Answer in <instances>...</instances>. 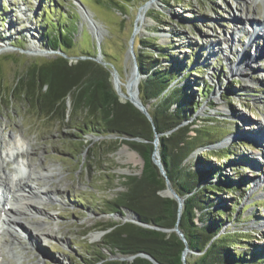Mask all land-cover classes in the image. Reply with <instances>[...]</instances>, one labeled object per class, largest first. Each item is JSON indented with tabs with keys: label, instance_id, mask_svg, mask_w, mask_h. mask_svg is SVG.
<instances>
[{
	"label": "rangeland",
	"instance_id": "374dc122",
	"mask_svg": "<svg viewBox=\"0 0 264 264\" xmlns=\"http://www.w3.org/2000/svg\"><path fill=\"white\" fill-rule=\"evenodd\" d=\"M58 1L0 0V147L5 150L12 143H25L22 156L30 170L23 173L22 182L48 190L50 197L41 201L43 213H29L23 221L34 234L41 229H53V234L43 238L12 228L8 242L0 246L1 264H80L74 258L94 252L93 245L105 233L100 228L112 220L128 218L123 212H104L103 203L124 191V176L139 175L143 164L141 156L126 144L111 151L104 138L115 139V135L103 138L89 133L83 136L85 144L81 145L80 139L73 136L77 133L71 122L77 118L75 112L67 122L60 123L54 117L45 118L35 109L36 102L27 104L17 92L12 93L17 75L27 65L59 53L44 47L40 30L43 25L38 17L42 16L43 8L47 13L53 9L49 15L54 22L65 20H59L58 13L74 21L75 44L69 51L71 54H82L87 49L94 52L96 48L95 59L103 61L100 49L107 52L113 84L117 76L120 90L125 93L133 72L134 47L139 46L138 39L143 36L158 37V42L168 43V51L177 60L185 56L179 63L183 67L192 55V63L183 74H187V82L192 84L189 92H193L198 107L187 122H195L196 127L208 123L218 136L225 132L221 140L197 148L194 155L210 149L217 155L210 157L213 163H233V167H238L245 184L237 191L240 195L237 212L227 226H231V231H249V250L264 249V138L258 135L264 131V33L256 35L258 29L253 31L261 23L264 26V0H170L165 7L155 0L146 8L142 5L149 0L123 5L111 0H82L84 4L64 0L63 6ZM149 9H162L165 17L153 20L147 16ZM138 12L143 20L138 18L134 31ZM246 15L259 26L246 22ZM92 22L98 26L97 35ZM251 38L254 42L248 45L246 42ZM250 55L254 62L249 60ZM241 61H249V65L238 71L233 65ZM196 65L203 67L200 74L193 70ZM194 78L209 89L206 96L197 93ZM28 97L31 99V94ZM211 118L223 129L211 123ZM228 150L237 154L229 162L219 160L218 155L223 156ZM9 158L2 155L7 174L13 172L19 159L18 154ZM191 163L196 168L202 167ZM235 171H229L226 165L225 172L236 174ZM243 207L246 208L241 212Z\"/></svg>",
	"mask_w": 264,
	"mask_h": 264
},
{
	"label": "trees",
	"instance_id": "16d2710c",
	"mask_svg": "<svg viewBox=\"0 0 264 264\" xmlns=\"http://www.w3.org/2000/svg\"><path fill=\"white\" fill-rule=\"evenodd\" d=\"M111 1L123 5L135 0ZM159 1L165 7L170 0ZM63 2L59 0L58 5L63 6ZM52 11L49 9L47 13L43 8L42 16L39 15L41 12L37 16L43 25L40 30H43L45 49L59 53L27 65L17 75L11 91L17 92L27 104L28 101L36 102L35 109L45 118L54 117L60 123L67 122L75 112L77 118L71 122L77 133L73 136L80 139L81 145L85 144L83 136L89 133L103 138L115 135V139L104 138L111 151L126 144L141 156L140 174L124 176L125 190L113 200H106L103 211L124 213L123 208H126L135 212L140 221L165 228H172L177 223L191 250L186 255L187 264H263L264 249L248 248L251 245L249 231H231V226H227L234 220L233 213L237 210L240 196L237 191L245 184L238 167H233V163H213L210 157L217 155L210 149L194 155L197 148L221 140L225 132L218 136L208 123L196 127L193 126L195 122H187L198 107L193 92H189L192 84L187 82V74H183L192 63V55L183 67L179 63L185 56L175 59L173 52L168 51V43H160L154 36L138 39L139 46L134 47V52L142 75L139 98L146 106L152 124L129 100L118 95L108 65L111 61L106 60L108 55L103 48L100 50L107 64L95 59L96 48L94 52L87 49L82 54L69 52L75 44L74 21L58 13L59 20H65L54 22L49 15ZM148 12L147 16L156 21L165 17L162 9H149ZM10 45L20 47L13 42ZM193 70L200 74L203 67L196 65ZM196 79L193 82L195 90L206 96L209 89ZM29 94L31 99L28 100ZM68 109L69 113H66ZM211 123L219 130L223 129L215 118H211ZM154 130L159 134L158 148L165 172L172 187L183 198L179 217L177 201L158 193L165 184L151 160ZM236 154L228 150L218 157L229 162ZM191 162L202 167L196 168ZM226 165L229 171L236 170V174L225 172ZM224 194L230 196L224 197ZM100 229L105 233L92 246L94 252L87 253V257H75V261L80 264H154L139 255L145 252L160 264H182L184 242L175 231H161L128 220H112ZM131 255H135L134 258H124Z\"/></svg>",
	"mask_w": 264,
	"mask_h": 264
},
{
	"label": "bare ground",
	"instance_id": "6f19581e",
	"mask_svg": "<svg viewBox=\"0 0 264 264\" xmlns=\"http://www.w3.org/2000/svg\"><path fill=\"white\" fill-rule=\"evenodd\" d=\"M140 20H143L142 16L139 17V21ZM245 21L250 23L251 26L253 25L259 26L258 23L255 22L253 18H251V16L249 15H246ZM92 25H93L92 29L97 35L98 26H96V24L93 22H92ZM263 27L264 26L261 23L260 28L259 27L258 28L255 27V29L253 28L254 33L258 29V32H256V35H261V33L263 34L264 33ZM252 40L254 42V39L252 38L249 39V42L250 41L252 42ZM262 46L264 48V44ZM256 53H257V49H256ZM245 55L246 54L244 53V56ZM249 60H251V62H254V58H252V55L249 56ZM248 62L241 61L240 63H235L233 67L239 71L242 69V66L249 65ZM134 77H135V73H133V75L130 77L129 83H128V85H130L131 87V91H133L134 86H135ZM118 80L119 79L117 78V84L119 85ZM258 129H256L255 132H257ZM258 135H261V137L264 138V131L263 132L261 131ZM251 139L261 140V138H258V137L257 138L251 137ZM24 144L25 143L23 141H20L17 143L15 142V143H12V145H8L5 150H3L0 147V202L3 200L0 205V217L1 215H3V221L1 222L0 220V222L3 223V225H6L7 227L0 232V246L3 245L5 242H8L7 241L8 237L12 235V230H11L12 228H20L28 232L29 236L33 235L34 234L33 231H30L24 224L23 218L24 216L29 215V213H31L32 215L36 213H39V214L43 213L42 208L40 207L41 201L45 199L46 197L47 198L50 197L48 190L46 189L40 190V189L35 188L34 186L28 185L27 183H23L22 177L18 178L14 183H12L15 176H18L20 173L27 174L28 170H30L29 169L30 165L28 161L22 156L23 155L22 146ZM3 154L11 158L18 154V157L21 158L20 163L23 166H20V167L17 166L15 167L16 170L14 168V172L12 174H7L5 172V169L3 168V164H4V160H2ZM24 169H26L27 171L24 172ZM50 234H53V229L51 228L45 231L42 229L38 230L35 232L34 236L35 235L38 237L43 236V238H45V236L50 235ZM2 262H3V259L0 253V264Z\"/></svg>",
	"mask_w": 264,
	"mask_h": 264
},
{
	"label": "water",
	"instance_id": "95a60500",
	"mask_svg": "<svg viewBox=\"0 0 264 264\" xmlns=\"http://www.w3.org/2000/svg\"><path fill=\"white\" fill-rule=\"evenodd\" d=\"M155 0H149L147 1L144 5H142L143 8H146L149 6V4H151V2H154ZM139 12L138 14L136 15V18H135V22H134V31H136V29L138 28V25H137V21H138V18H139ZM133 36L131 37V41H130V48H131V52L133 53ZM97 61L99 62H102L105 64V62L103 61H100L99 59H97ZM133 72H132V75L133 73H135V77H134V89L133 91H131V87L130 85H128V83L126 84V93L125 92H122L120 90V87L119 85L117 84V76H115V89L118 93V95L120 97H124L125 99L129 100L136 108H138L146 117L147 119L153 124L152 122V119H151V116L149 114V112L147 111V108L146 106L142 103L141 99L139 98V88H138V84H139V81H140V78L142 77V75L140 74L139 70H138V65H137V62H136V58H135V55L133 53ZM152 143H153V150H152V153H151V160L152 162L157 166L158 170H159V173L162 175V177L164 178V188L160 189L158 191L159 195H161L162 197H169V198H173L177 201V215L178 217L180 216L181 214V211H182V207H183V198L181 196H179L177 194V192L175 191V189L172 187L171 183H170V180L165 172V168L163 166V163L161 161V158H160V153H159V148H158V145H159V134L157 133V131L154 130V134H153V140H152ZM143 161V159H142ZM143 166V164H142ZM123 211H124V214H126L128 216L127 219L125 220H128V221H132V222H135L137 224H141L143 226H148V227H151V228H156L158 230H161V231H175L177 233V235L181 238V240L184 242V248H183V251H182V255H181V261H182V264H187V261H186V255L191 252L187 242H186V239L184 237V234L182 232V230L179 228L178 224L176 223L174 225V227L172 228H165V227H161V226H153V225H149V224H146L142 221H140V219L138 218L137 214L135 212H132L126 208H123ZM139 255L143 256V257H146L148 258L149 260H151L154 264H160L157 260H155L151 255H149L148 253H145V252H141L139 253ZM135 255H131V256H128V257H124L126 259H132L134 258Z\"/></svg>",
	"mask_w": 264,
	"mask_h": 264
}]
</instances>
